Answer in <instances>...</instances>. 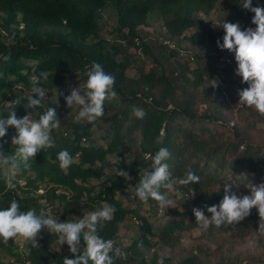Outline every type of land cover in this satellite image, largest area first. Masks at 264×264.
Instances as JSON below:
<instances>
[{
  "label": "trees",
  "instance_id": "16d2710c",
  "mask_svg": "<svg viewBox=\"0 0 264 264\" xmlns=\"http://www.w3.org/2000/svg\"><path fill=\"white\" fill-rule=\"evenodd\" d=\"M220 2L227 14L223 20L239 23L242 30L255 27L251 24L254 14L240 6L242 0H0V56L11 53L8 62L0 59V115L6 116L11 105L18 118L29 114L36 119L48 107L55 108L48 101L55 89L63 93L58 96L61 106L55 108L60 119V127L52 133L55 146L35 156L31 171L17 179L14 189L6 187L0 169V208L16 199L22 211L35 208L39 214L54 209L58 221L64 222L82 218L107 202L116 212L99 235L115 240L128 253L126 260L117 259L115 264H157L160 258L163 264H264V260L238 262L222 255L211 261L210 256L197 253L178 260L149 254L154 235L162 246L181 240L182 232L195 226L192 209L218 204L224 184H232L238 196L250 194L229 180V174L253 176L264 183V117L237 105L232 89L247 84L235 75V60L217 66L218 57L228 52L217 46L224 32L202 18ZM257 5L264 7V0H252V6ZM107 7L115 13L116 26L104 35L100 20ZM155 12L164 31L148 38L141 28L148 26ZM163 39L174 42L186 55L164 45ZM92 62L115 76L118 93V99L105 103L104 116L95 125L103 131L102 144L93 141V125L73 122L75 114L64 100L71 88L85 82L84 73ZM131 67L136 75L127 74ZM34 76L40 77V87L46 90L44 107L27 109L23 97ZM66 78L71 79L68 87H64ZM134 107L144 110L143 119L133 115ZM14 135L9 127L0 138L5 154L11 153ZM160 147L171 154L167 163L174 178H182L191 167L200 181L175 185L179 205L165 210L171 217L155 232L138 206L126 207L114 193L137 184L141 171L150 166L146 157ZM64 149L73 157L66 172L56 159ZM118 169L133 180L116 176ZM156 212L154 207L152 213ZM128 216L137 224L135 235L128 239L130 246L119 241ZM258 227V212L253 208L237 225L209 226L208 232H230L231 238L241 240ZM17 239L0 242V264H5L4 256L21 264H63L64 258H75L66 244L56 247V237L48 232L39 234V249L25 242L19 248Z\"/></svg>",
  "mask_w": 264,
  "mask_h": 264
},
{
  "label": "clouds",
  "instance_id": "9594fccd",
  "mask_svg": "<svg viewBox=\"0 0 264 264\" xmlns=\"http://www.w3.org/2000/svg\"><path fill=\"white\" fill-rule=\"evenodd\" d=\"M240 6L254 14L251 24L255 27L242 30L239 23L223 20L218 24L224 32L223 42L217 41V46L221 50L234 53L235 75L240 77L241 84H247V87L237 92V105L252 109L264 117V7H253L252 0H242ZM0 59L8 62L11 53L0 56ZM84 75L85 82L80 87L71 88L70 94L64 100L69 109H78L74 123L87 122L95 127L96 122L104 116L105 103L118 99L114 87L115 76L107 73L97 62H92ZM41 76L45 74L42 73ZM40 83V77L32 78L31 87L23 97L27 101L25 108L44 107L46 90L40 87ZM61 95L63 93L56 90V104L57 97ZM15 104H20V101L17 100ZM15 108L10 105L7 115H0V138L6 136L9 127L15 130V135L11 138V153L5 154L0 150V169L3 170L4 183L10 190L14 189L19 177L31 171L34 158L39 152L55 146L52 133L60 127V119L53 107H48L36 119L29 114L18 118ZM133 115L137 119H143L146 113L143 109L134 107ZM170 155L166 147H160L154 155L146 157L151 163L141 171L132 192L134 199L138 198L145 204L151 199L160 208H168V192L174 190L175 185L199 183L200 177L191 167L186 169L182 178H174L167 163ZM56 159L59 168L65 172L73 164V157L66 149L59 151ZM116 176L125 180L132 179L128 172L120 169L116 171ZM249 187L250 194L238 196L232 191V184H224L223 198L218 204L193 208L192 213L200 230L209 226H235L251 215V210L255 208L259 216L257 232L264 234V183ZM204 209L210 216L205 215ZM115 212L116 208L105 202L102 207L86 213L82 218L60 222L56 217L42 211L38 214L35 208L22 211L18 201L13 199L9 206L0 208V242L6 244L9 240L20 238L22 244L25 242L31 248L39 249V234L46 229L56 237L59 246L66 244L68 251L75 256L74 259L64 258L63 264H115L117 259L126 260L128 253L117 246L115 240L104 239L99 235L100 230L114 219ZM19 241L17 245L22 248ZM130 243L129 241L128 246ZM157 264H163V258L158 259Z\"/></svg>",
  "mask_w": 264,
  "mask_h": 264
},
{
  "label": "rangeland",
  "instance_id": "374dc122",
  "mask_svg": "<svg viewBox=\"0 0 264 264\" xmlns=\"http://www.w3.org/2000/svg\"><path fill=\"white\" fill-rule=\"evenodd\" d=\"M221 2L216 5V7L208 14L203 15L202 18L205 22H208L212 28L218 27V24L222 22L223 18L226 17V13L221 9ZM162 19L158 15L157 12L153 13L152 16L149 19V24L145 28H141L143 31H146L148 33V38H157L159 37V33H161L162 26H161ZM101 27H102V34L108 35V31H113L116 26V17L113 10L109 7L103 10L102 12V18L100 20ZM160 40V38H158ZM185 47L192 49L190 44L186 43ZM127 74L129 76L136 75L135 68L131 67L128 69ZM71 85V79L66 78L64 81V87H68ZM81 86V85H80ZM79 86V87H80ZM56 90L61 92L62 89H55L54 95L50 98H48V101L52 102L55 106V108H59L61 106V102L58 100V103L56 104ZM238 87H235L232 89L233 98L236 102H238L239 97L237 95ZM58 99V97H57ZM72 114H77L78 109L72 108ZM33 119H35L32 116ZM95 133L93 136V141L96 144H102L103 141L100 138V135L102 134V130H97L96 127H94ZM229 180L238 182L239 185L244 187L245 189L250 191L249 186L259 185V183L256 181L255 177L253 176H247L242 174H236L233 175L232 173L228 176ZM133 180V177L131 181ZM124 181H127L124 179ZM136 184H129V187L127 189H124L121 192H115L114 195L121 199L126 207H135L138 206L140 211L144 213L149 220L152 222L153 230L157 232V228L161 226L167 219H169L171 216H167L165 214V210L169 209L171 207H176L179 205V197L175 193V189L168 192L170 205L168 208H160L158 204H153L151 199L145 204L141 203L138 198L134 199L132 197V192L134 191ZM42 190H39L41 192ZM157 208L156 214L152 213V210L154 207ZM159 209V210H158ZM46 215H50L53 217H57V214L55 213L54 209L46 210ZM56 214V215H55ZM187 220V218L185 219ZM194 227L192 229H189L187 231L182 232L181 234V240L174 241L171 246H162L159 242V239L157 236L152 237V242L155 243L154 246L149 250V254H152L153 252H157L159 255H163L166 257H172L175 260H178L182 257H185L191 253H197L200 256L204 258L211 259L213 261V257H217L219 255L224 256L228 260L232 261H246V260H264V234H260L257 232V229L252 230L248 235H246L241 240H235L231 238L230 232L226 233H218L214 232L213 234H210L208 232V228L205 230H200L199 226L195 222V219L193 220ZM137 224L136 221L131 218V216H128L120 228L119 231V241H122L123 243H127L128 239L135 235ZM47 233V230H43ZM18 241L20 240L17 239ZM17 241V244H18ZM56 247L60 248V246L56 245ZM218 247V248H217ZM19 249V248H18ZM208 256V257H207ZM5 264H21V263H14L10 261L9 257L4 256Z\"/></svg>",
  "mask_w": 264,
  "mask_h": 264
},
{
  "label": "built area",
  "instance_id": "2783aa9c",
  "mask_svg": "<svg viewBox=\"0 0 264 264\" xmlns=\"http://www.w3.org/2000/svg\"><path fill=\"white\" fill-rule=\"evenodd\" d=\"M162 30L164 31V27L163 26H162ZM161 42L164 45H167L170 48H177L178 51H179V54L181 56H185L186 55L185 51L183 49H179L174 42H170V41L165 40V39H163ZM190 59H193L192 55H190ZM233 61H234V53L225 52L224 54H222V55H220L218 57V60H217L216 64H217L218 67H222V66L231 64ZM19 245H20V247L23 246L21 240L19 241Z\"/></svg>",
  "mask_w": 264,
  "mask_h": 264
}]
</instances>
